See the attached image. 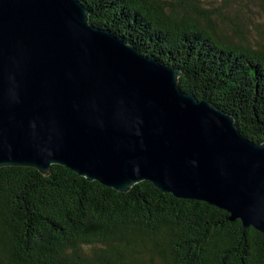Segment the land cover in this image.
<instances>
[{
    "label": "water",
    "instance_id": "water-1",
    "mask_svg": "<svg viewBox=\"0 0 264 264\" xmlns=\"http://www.w3.org/2000/svg\"><path fill=\"white\" fill-rule=\"evenodd\" d=\"M180 76L78 0H0V168L61 165L119 192L149 181L264 234V142Z\"/></svg>",
    "mask_w": 264,
    "mask_h": 264
},
{
    "label": "trees",
    "instance_id": "trees-1",
    "mask_svg": "<svg viewBox=\"0 0 264 264\" xmlns=\"http://www.w3.org/2000/svg\"><path fill=\"white\" fill-rule=\"evenodd\" d=\"M90 24L181 73L180 88L264 142V0H78ZM142 181L0 168V264H264V234Z\"/></svg>",
    "mask_w": 264,
    "mask_h": 264
}]
</instances>
